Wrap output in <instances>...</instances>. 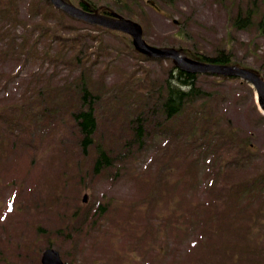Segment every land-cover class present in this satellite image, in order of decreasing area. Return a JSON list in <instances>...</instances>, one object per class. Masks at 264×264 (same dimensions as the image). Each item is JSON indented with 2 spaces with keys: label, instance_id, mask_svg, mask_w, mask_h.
Returning a JSON list of instances; mask_svg holds the SVG:
<instances>
[{
  "label": "rangeland",
  "instance_id": "obj_1",
  "mask_svg": "<svg viewBox=\"0 0 264 264\" xmlns=\"http://www.w3.org/2000/svg\"><path fill=\"white\" fill-rule=\"evenodd\" d=\"M9 1L0 0V264H41L48 245L65 264H264V234H257L264 231V111L254 87L198 73L197 86L212 92L219 116L198 148L175 151L182 138L173 139V128L166 127L175 124L151 110V91L156 94L169 58L140 55L119 32L97 29L59 9L46 11V0H11L8 6ZM87 1L98 13L104 8L139 20L149 46L206 54L226 48L236 63L264 74V24L257 27L264 1ZM251 5L252 24L231 26L229 16ZM72 45L81 50L76 57ZM83 71L99 96L95 137L126 152L117 171H94L79 150L68 110L83 105L73 82ZM137 105L144 144L129 152ZM205 110L207 125L212 111ZM192 125L200 136L203 130ZM218 127L221 133L213 135ZM256 185L262 191L249 194ZM230 191L236 198L226 203ZM239 223L242 229L248 224L243 232L249 235L236 238L251 246L248 254L222 247L233 241ZM146 224L153 226L151 233Z\"/></svg>",
  "mask_w": 264,
  "mask_h": 264
},
{
  "label": "trees",
  "instance_id": "obj_2",
  "mask_svg": "<svg viewBox=\"0 0 264 264\" xmlns=\"http://www.w3.org/2000/svg\"><path fill=\"white\" fill-rule=\"evenodd\" d=\"M68 1H75L76 4L81 6L84 9L89 10H95L97 8L96 4L89 3L87 0H68ZM249 2L257 3V0H248ZM264 1V0H261ZM45 6L46 11L53 12L58 11L49 0H46ZM8 6L12 5L11 0L7 3ZM36 5H38V2H36ZM37 7H33V9H36ZM101 12L104 14H111L107 9H101ZM253 5H251L249 8L245 10L244 14H241L239 11L234 17L229 16V20L231 22V26L235 28H245L247 26H250L252 24V14H253ZM62 16H66V14L62 13ZM264 24V12L261 14V18L257 22V27L262 28ZM97 29H103L106 30V28H103L101 26L93 25ZM34 28L41 29L42 28L38 25H34ZM123 34V33H122ZM228 34V33H227ZM126 36L128 40V45L133 48L131 37L123 34ZM68 43L71 42V40L67 39ZM228 46V44H226ZM78 45H72L73 47V55L76 57L78 53L81 50H75ZM180 52L190 56L191 58L201 60V61H207L212 63H221V64H239L236 63L235 60L232 59V53L231 50H227L226 48H217L213 53L206 54L205 52L199 51L197 49H188L184 47H178ZM135 50V49H134ZM136 51V50H135ZM138 54L143 55L141 52L137 51ZM245 66V65H242ZM246 67V66H245ZM255 70V69H254ZM259 72V71H257ZM261 73V71H260ZM85 72H82V75L79 77L78 80L82 78L81 84L77 81H73L76 84V89L80 93L81 101L83 105H80L76 107H71L68 112L69 116L71 117V121L73 125L75 126V129L78 134V147L79 150L82 151L84 155L89 159L90 163L92 164V168L94 171H99L100 169H114V171H117L118 166L116 164L118 159H121L125 154L120 151H115L114 148L109 143H101L99 140H101L99 137H95L96 134H99L98 129V123H99V111L97 107L94 105V102H99V96L97 94H93L91 91V84L85 82L83 80ZM264 77V74L261 73ZM131 77V75H130ZM227 78H233L231 76ZM131 79V78H130ZM141 78H139L140 80ZM197 73L190 72L183 70L176 66L175 64L171 63V65L166 69V75L165 77L158 83V87L156 88V94L151 91L153 95V102L151 104L152 108L151 110L155 112L156 110L159 111L164 119L167 121H172L175 125H168L166 127L172 129V138L177 139L182 138V145L178 146L175 151H180L183 147H190V148H198L202 140V135L205 134L206 131L212 130L215 128V122H217L218 114H215L213 112V108L210 102L211 94L212 92L206 91L201 89L197 86ZM200 99V100H199ZM72 102V101H71ZM206 106H208L209 110L212 111L209 121L207 125L204 123L203 116L208 115L209 111L205 110ZM141 105H137L136 109L133 111V116L131 120H134L132 122V128H133V137H134V148L129 149V152L131 150L135 149H141L144 142H143V135L145 131V127L143 125L144 119L139 116L137 113L138 110L141 109ZM135 115V116H134ZM32 116V115H29ZM135 117V119H134ZM59 120L58 122H60ZM57 122V125L59 123ZM219 122V121H218ZM182 124V126H181ZM192 124H195L203 130L202 134L199 136L196 134L195 130H192ZM205 126V128H204ZM175 129V130H174ZM178 129V130H176ZM218 132L213 135H219L221 133L220 127H218ZM211 135V136H213ZM178 137V138H177ZM128 142L127 140H125ZM192 144H195L192 146ZM128 148V147H126ZM88 152L87 154H85ZM85 159V157H84ZM157 173L163 172V167L158 166L156 168ZM162 174V173H161ZM262 177L264 179V173L262 174ZM258 178H260V175H258ZM250 181H255L254 178H250ZM258 182H261V179L258 180ZM259 184V183H258ZM226 187V186H225ZM259 191H262L261 188H259L258 185L256 187L250 186L248 188L249 194H254ZM236 193L233 191L228 192L224 196L225 202H230L231 199L236 198ZM243 201H240L238 204V208H236V213L239 217H241V214L244 211ZM219 205L225 206V203L222 204L221 200H219ZM153 202L150 203L148 206V210H152ZM103 209V207H101ZM261 209V206L259 208ZM254 210L253 215L258 212V210ZM158 212V211H157ZM252 215V216H253ZM159 220V218H155ZM226 219V218H225ZM241 224L239 223L236 228H233L235 230V235L233 241L231 242H224L222 244V247L224 249H227L231 251L232 253H239L242 252L244 254H248L251 252V246L248 244H242L239 245L236 238H244L248 236L249 234L246 232H243L246 228L245 225L243 229L241 228ZM216 228L224 230L226 229L223 225L217 224ZM230 230V229H229ZM153 231V226L151 224H146V232L151 233ZM239 234V236H238ZM257 234H264V231H259ZM258 241V247L262 246L261 240L256 238ZM160 247H163L162 244L159 245ZM157 249H160V247L156 246ZM221 259V258H218ZM219 264H222V261L218 262ZM211 264H217L216 261H212Z\"/></svg>",
  "mask_w": 264,
  "mask_h": 264
},
{
  "label": "water",
  "instance_id": "obj_3",
  "mask_svg": "<svg viewBox=\"0 0 264 264\" xmlns=\"http://www.w3.org/2000/svg\"><path fill=\"white\" fill-rule=\"evenodd\" d=\"M54 5L61 7L64 11L83 18L92 23H98L110 28L119 29L128 32L133 37L134 45L150 55L161 57H171L173 62L182 69L192 72H208L219 75L238 76L249 81L256 88L258 103L264 111V79L256 72L245 67L229 64H215L210 62L198 61L185 55H181L174 48L159 49L149 46L141 37V27L139 24L128 19H116L104 16L97 12L86 11L78 6L68 3L64 0H51ZM42 264H62L58 252L54 249H47L42 256Z\"/></svg>",
  "mask_w": 264,
  "mask_h": 264
}]
</instances>
